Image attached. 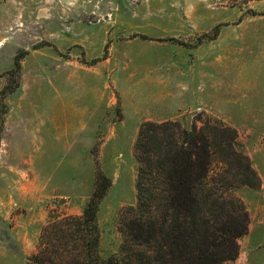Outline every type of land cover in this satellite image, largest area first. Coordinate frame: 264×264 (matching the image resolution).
<instances>
[{
    "label": "rangeland",
    "instance_id": "obj_1",
    "mask_svg": "<svg viewBox=\"0 0 264 264\" xmlns=\"http://www.w3.org/2000/svg\"><path fill=\"white\" fill-rule=\"evenodd\" d=\"M148 121L238 132L261 185L233 191V264H264V0H0V264L28 263L50 213L82 214L97 163L99 252L121 259Z\"/></svg>",
    "mask_w": 264,
    "mask_h": 264
},
{
    "label": "trees",
    "instance_id": "obj_2",
    "mask_svg": "<svg viewBox=\"0 0 264 264\" xmlns=\"http://www.w3.org/2000/svg\"><path fill=\"white\" fill-rule=\"evenodd\" d=\"M26 55H16L17 69ZM214 123L191 130L178 121L142 124L135 144L137 204L129 209L121 259L105 260L99 252L98 213L112 180L97 163L96 185L82 214L50 213L27 264L235 263L250 217L233 191L261 181L238 132Z\"/></svg>",
    "mask_w": 264,
    "mask_h": 264
}]
</instances>
